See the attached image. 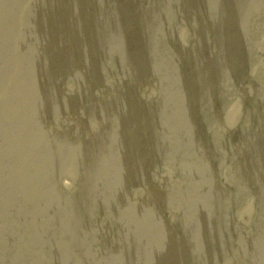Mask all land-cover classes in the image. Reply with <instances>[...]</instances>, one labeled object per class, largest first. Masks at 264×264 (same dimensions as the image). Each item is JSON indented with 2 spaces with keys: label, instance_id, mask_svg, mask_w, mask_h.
I'll return each instance as SVG.
<instances>
[{
  "label": "rangeland",
  "instance_id": "rangeland-1",
  "mask_svg": "<svg viewBox=\"0 0 264 264\" xmlns=\"http://www.w3.org/2000/svg\"><path fill=\"white\" fill-rule=\"evenodd\" d=\"M130 18V14L129 13H124L121 15H117L114 17L113 21H112V28H114V35H115V39L112 38L110 39V47L113 45L115 46V48L117 49V52L119 54V56L121 57L122 61L125 62L127 61L128 64L131 66L129 73H133L135 75H137L138 73H140L144 67H145V62L143 59V55L141 53H139L140 55H138L136 53V51H133L130 47V42L126 36V32H128L129 34H131V36H129L132 40H134L136 43H138L140 46L144 45L143 43L139 42L140 39V31L144 37L145 42L147 43V47L149 49H151V44H153L154 42V37H153V33L151 31V29L149 28V26L147 25H142L141 27L139 26H134V24L128 28H126V22L127 20ZM136 59V62L132 56ZM153 68L150 69V72L153 73ZM116 118L121 119V120H130L132 121V128L130 130L131 132V136L129 137L130 140H132L133 142H140L144 139V136H150L151 134H148L149 130L151 128H153V124L154 122L149 121L152 117L149 116V114L145 111V107H141V108H130L128 110V112L126 113H120L118 115H116ZM191 123H189L190 125ZM108 136V135H107ZM161 134L159 132H154L153 136L149 137V140L152 138H155L152 142H155L159 145L162 144V141L157 139L158 137H160ZM157 144L154 145V151H160L161 148L160 146H158ZM7 146V143L5 144ZM149 150V146L147 145L146 148L143 151H148ZM164 150V149H163ZM115 151L117 152V154L124 160H127V152L119 147H117L115 149ZM165 151V150H164ZM166 153H168L167 151H165ZM34 175H30V178H34ZM20 179L19 176H17L15 173H9L8 174V181H10V179L12 181H14L15 179ZM36 178V176H35ZM23 179V178H22ZM44 184L42 185H37L36 183L34 184L35 188L38 191H49L48 187L45 185V179L41 180ZM31 191V195H32V200H36L34 197V192L33 190ZM251 212V211H250ZM238 218H240L241 220L243 219L242 215H237ZM122 219V218H120ZM59 235L65 234V232H63L61 229L57 230ZM11 258V257H10ZM68 260L71 261V258L68 257ZM216 258H203L202 262L204 264H222L221 262L217 261ZM223 262H225V264H235V262H233L231 260L230 257H227V259H223ZM260 264H264V259H260L259 260ZM241 264V263H239Z\"/></svg>",
  "mask_w": 264,
  "mask_h": 264
},
{
  "label": "bare ground",
  "instance_id": "bare-ground-1",
  "mask_svg": "<svg viewBox=\"0 0 264 264\" xmlns=\"http://www.w3.org/2000/svg\"><path fill=\"white\" fill-rule=\"evenodd\" d=\"M30 175H34V176H33L34 178H35V176H36V179H37V178H40V180H44V179H45V178H43L42 176H39V177H38L37 175L32 174V173H29V176H30ZM37 185H38V184H37ZM38 186H39V185H38Z\"/></svg>",
  "mask_w": 264,
  "mask_h": 264
}]
</instances>
